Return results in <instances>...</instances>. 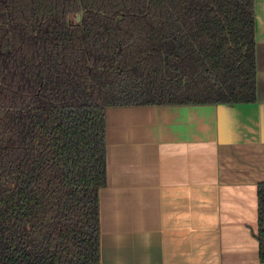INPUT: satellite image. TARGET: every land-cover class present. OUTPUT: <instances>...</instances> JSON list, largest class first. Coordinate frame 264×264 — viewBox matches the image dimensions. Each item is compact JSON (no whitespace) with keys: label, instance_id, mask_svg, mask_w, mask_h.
Wrapping results in <instances>:
<instances>
[{"label":"trees","instance_id":"trees-1","mask_svg":"<svg viewBox=\"0 0 264 264\" xmlns=\"http://www.w3.org/2000/svg\"><path fill=\"white\" fill-rule=\"evenodd\" d=\"M256 21L255 0H0V264H102L107 109L255 104Z\"/></svg>","mask_w":264,"mask_h":264},{"label":"crops","instance_id":"crops-1","mask_svg":"<svg viewBox=\"0 0 264 264\" xmlns=\"http://www.w3.org/2000/svg\"><path fill=\"white\" fill-rule=\"evenodd\" d=\"M257 102L106 111L102 264H264V0Z\"/></svg>","mask_w":264,"mask_h":264},{"label":"water","instance_id":"water-1","mask_svg":"<svg viewBox=\"0 0 264 264\" xmlns=\"http://www.w3.org/2000/svg\"><path fill=\"white\" fill-rule=\"evenodd\" d=\"M77 23H80V21H81V16H77Z\"/></svg>","mask_w":264,"mask_h":264}]
</instances>
